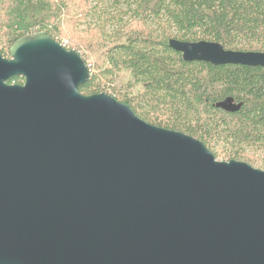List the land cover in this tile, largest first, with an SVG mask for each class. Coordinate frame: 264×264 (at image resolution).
Instances as JSON below:
<instances>
[{
    "label": "water",
    "instance_id": "water-1",
    "mask_svg": "<svg viewBox=\"0 0 264 264\" xmlns=\"http://www.w3.org/2000/svg\"><path fill=\"white\" fill-rule=\"evenodd\" d=\"M169 45L185 62L264 67V52ZM89 77L47 32L0 54V264H264V170L81 94Z\"/></svg>",
    "mask_w": 264,
    "mask_h": 264
},
{
    "label": "trees",
    "instance_id": "trees-1",
    "mask_svg": "<svg viewBox=\"0 0 264 264\" xmlns=\"http://www.w3.org/2000/svg\"><path fill=\"white\" fill-rule=\"evenodd\" d=\"M38 32L85 59L81 94L110 95L145 122L201 141L218 161L264 167V67L185 62L169 45L264 52V0H0L2 56ZM228 98L240 111L216 107Z\"/></svg>",
    "mask_w": 264,
    "mask_h": 264
},
{
    "label": "rangeland",
    "instance_id": "rangeland-1",
    "mask_svg": "<svg viewBox=\"0 0 264 264\" xmlns=\"http://www.w3.org/2000/svg\"><path fill=\"white\" fill-rule=\"evenodd\" d=\"M71 11L75 13L76 9H75V8H71ZM66 44H67V42L64 41V42H63V46H65ZM0 50H2V46L0 47ZM8 55H9V54H7V53L5 54L6 57H8ZM260 154L262 155V156L260 155V157H261V158H264V154H263V153H260ZM254 167H255L256 169L264 170V167H258V165H257V166L254 165Z\"/></svg>",
    "mask_w": 264,
    "mask_h": 264
}]
</instances>
